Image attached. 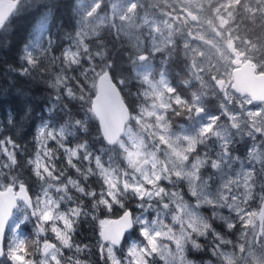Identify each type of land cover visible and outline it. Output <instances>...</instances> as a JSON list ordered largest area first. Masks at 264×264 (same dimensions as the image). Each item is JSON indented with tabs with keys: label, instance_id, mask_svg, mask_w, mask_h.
Returning a JSON list of instances; mask_svg holds the SVG:
<instances>
[{
	"label": "snow or ice",
	"instance_id": "6c2138e0",
	"mask_svg": "<svg viewBox=\"0 0 264 264\" xmlns=\"http://www.w3.org/2000/svg\"><path fill=\"white\" fill-rule=\"evenodd\" d=\"M73 14L8 66L49 93L0 119V264H264V0Z\"/></svg>",
	"mask_w": 264,
	"mask_h": 264
},
{
	"label": "trees",
	"instance_id": "16d2710c",
	"mask_svg": "<svg viewBox=\"0 0 264 264\" xmlns=\"http://www.w3.org/2000/svg\"><path fill=\"white\" fill-rule=\"evenodd\" d=\"M74 0H23L19 10L12 15L4 30H0V119H5L8 111L15 113L18 121L27 107L32 108V125L39 123V116H47L43 109L48 103L49 90L43 83H39L32 77L21 76L18 72L11 71L20 67V54L23 46L27 43L30 34L35 30L38 21L47 32L55 34L57 38L64 32L72 31L75 28V16L73 14ZM44 18V20H40ZM110 47L119 49V44L110 41ZM117 54L118 51H117ZM179 71L174 67L172 75ZM98 123V122H97ZM13 132L15 130H12ZM27 129L21 133L24 136ZM26 233L31 232V225L25 229ZM83 242L89 239L94 242V235L91 229L82 228ZM198 258V257H197ZM207 259V257H205ZM159 264H163L162 261Z\"/></svg>",
	"mask_w": 264,
	"mask_h": 264
},
{
	"label": "rangeland",
	"instance_id": "374dc122",
	"mask_svg": "<svg viewBox=\"0 0 264 264\" xmlns=\"http://www.w3.org/2000/svg\"><path fill=\"white\" fill-rule=\"evenodd\" d=\"M40 20H44V21H46L44 18H41ZM41 24L44 25V23H41V21H38V22H37V24H36V26H35V31H38V30L42 27Z\"/></svg>",
	"mask_w": 264,
	"mask_h": 264
},
{
	"label": "water",
	"instance_id": "95a60500",
	"mask_svg": "<svg viewBox=\"0 0 264 264\" xmlns=\"http://www.w3.org/2000/svg\"><path fill=\"white\" fill-rule=\"evenodd\" d=\"M5 2H7V1H5Z\"/></svg>",
	"mask_w": 264,
	"mask_h": 264
}]
</instances>
